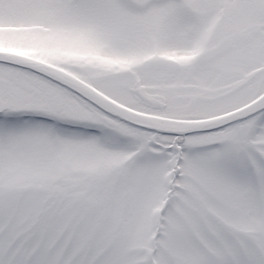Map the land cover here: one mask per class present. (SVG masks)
<instances>
[{"label": "snow or ice", "instance_id": "6c2138e0", "mask_svg": "<svg viewBox=\"0 0 264 264\" xmlns=\"http://www.w3.org/2000/svg\"><path fill=\"white\" fill-rule=\"evenodd\" d=\"M0 264H264V0H0Z\"/></svg>", "mask_w": 264, "mask_h": 264}]
</instances>
